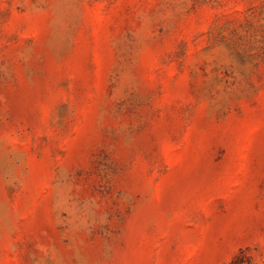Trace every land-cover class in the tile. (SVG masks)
Returning <instances> with one entry per match:
<instances>
[{
    "label": "rangeland",
    "instance_id": "obj_1",
    "mask_svg": "<svg viewBox=\"0 0 264 264\" xmlns=\"http://www.w3.org/2000/svg\"><path fill=\"white\" fill-rule=\"evenodd\" d=\"M0 264H264V0H0Z\"/></svg>",
    "mask_w": 264,
    "mask_h": 264
}]
</instances>
